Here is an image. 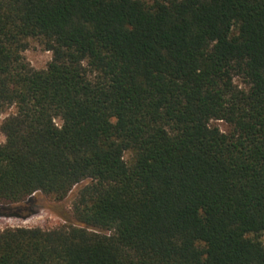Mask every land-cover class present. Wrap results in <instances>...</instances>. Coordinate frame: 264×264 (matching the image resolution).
Masks as SVG:
<instances>
[{
  "label": "trees",
  "instance_id": "16d2710c",
  "mask_svg": "<svg viewBox=\"0 0 264 264\" xmlns=\"http://www.w3.org/2000/svg\"><path fill=\"white\" fill-rule=\"evenodd\" d=\"M11 108L0 215L71 211L0 264H264V0H0Z\"/></svg>",
  "mask_w": 264,
  "mask_h": 264
},
{
  "label": "rangeland",
  "instance_id": "374dc122",
  "mask_svg": "<svg viewBox=\"0 0 264 264\" xmlns=\"http://www.w3.org/2000/svg\"><path fill=\"white\" fill-rule=\"evenodd\" d=\"M23 55L25 56L26 60L30 62V64L36 69L46 68L52 59V52L46 50L38 40L33 38L29 40V46L23 52ZM12 110H14V108L9 109L0 116V143L5 142L6 140L4 133L1 131V123ZM214 123L224 131L229 129L227 123L222 120L215 121ZM49 205H53L55 207L63 205L65 209L71 211L68 199H66L65 203L59 204L55 203L54 200L40 198L38 199V205L35 207L34 212L28 216L22 217L11 214L0 215V230L6 227H18V225L49 229L64 223L61 215ZM64 208H62L61 211H63ZM261 240L264 243V233L261 235Z\"/></svg>",
  "mask_w": 264,
  "mask_h": 264
}]
</instances>
